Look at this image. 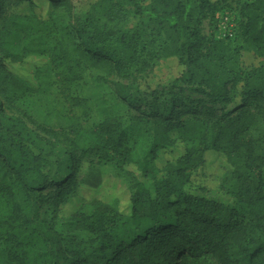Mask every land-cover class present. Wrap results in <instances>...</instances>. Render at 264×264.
<instances>
[{"label":"trees","instance_id":"trees-1","mask_svg":"<svg viewBox=\"0 0 264 264\" xmlns=\"http://www.w3.org/2000/svg\"><path fill=\"white\" fill-rule=\"evenodd\" d=\"M64 1L19 0L7 8L4 0H0V18L5 21L0 37L3 47L0 67L6 68L2 79L8 83L10 92H36L37 88L20 79L21 74L10 61H23L31 51L23 42H16L14 36L28 34L35 21L45 22L36 13L16 11L22 4H28L50 19ZM130 1L135 23L157 21L168 32L159 51L147 54L143 64L150 65L152 71L157 62L176 58L183 70L175 83L190 86L193 93L219 104L221 116L227 117L232 109L231 86L239 85L241 78L222 70L228 45L213 38L205 46L202 27L206 19H213L216 12L235 0H149L146 5ZM236 2L245 16L242 35L251 50L261 55L264 0ZM84 21L68 26L69 34L79 40V51L100 67H110L118 75L129 74L131 68L126 61L115 60L114 50L98 45L104 42L102 31L98 27L87 30ZM236 37L237 33L233 40ZM52 65L60 70L67 64L52 56ZM246 72L241 93L243 104L249 100L264 101V66L248 68ZM78 79L70 68L63 74L65 83ZM126 89L120 88L121 96L125 97ZM137 93L140 94L136 91L133 95ZM146 93L151 101L147 102L144 117L152 118L148 122L154 126V136L139 158H135L129 135L125 128H120L119 120L117 123L109 118L97 128L85 130L74 117L67 118L76 135L69 149L73 161L95 154L99 162L114 163L119 168L135 167V192L130 196L128 212L100 205L91 215L75 214L74 222L92 235L88 240L66 239L46 216L34 221L33 204L40 208L47 203L40 192L48 185V176L37 167H28L29 155L19 138L13 140L9 149H0V241L4 246L0 264H207L209 259L217 264H264V157L257 154L251 139L243 137L250 126L236 119L228 124L224 118H218L210 124L206 144L189 148L176 161L167 162L166 171H158V151L168 141L162 134L184 129L187 123L182 116L201 111L193 100L188 105L178 96L164 110L158 106L163 94L149 87ZM224 132H228L227 145L221 139ZM201 138L204 135L200 134ZM208 153L226 161L228 173L224 180L227 178L233 187L223 192L232 198L231 202L209 197L204 188L180 190L173 182V175L190 182L194 174L205 170ZM239 155L244 157V165L236 163ZM72 179L76 182L77 176ZM68 185L65 182L59 186L58 204L69 195ZM243 205L250 210L247 216L238 207Z\"/></svg>","mask_w":264,"mask_h":264},{"label":"rangeland","instance_id":"rangeland-1","mask_svg":"<svg viewBox=\"0 0 264 264\" xmlns=\"http://www.w3.org/2000/svg\"><path fill=\"white\" fill-rule=\"evenodd\" d=\"M18 1L4 0V3L10 8ZM138 1L146 5L149 0ZM236 1L226 4L213 19H206L202 27L205 46L213 38L228 45L222 70L241 78L239 85L231 86L232 109L227 117L221 116L223 110L219 104L193 93L190 86L175 83L183 70L176 58L157 62L152 71L150 65L143 64L147 54L159 51L168 32L157 21L135 23L130 0H65L50 19L38 14L33 6L22 4L16 12L28 10L45 22L35 21L30 33L14 36L16 42H23L31 51L23 61L10 62L21 74L20 79L37 90L33 94H22L19 90L10 92L8 83L2 79L6 68L0 67V149H9L13 140L19 138L29 155L28 167H37L48 176V185L40 192L47 203L40 208L33 204L34 221L46 216L66 239L88 240L92 235L74 222L76 213L91 215L100 205L128 212L130 196L135 192V167L119 168L114 163L99 162L95 154L80 158V151H77L80 161H73L69 149L71 139L76 135L67 118L74 117L85 130L95 129L109 118H114L117 123L119 120L120 128H125L129 135L135 158H139L152 144L154 136V126L148 122L152 118L144 117L147 102L151 101L146 93L147 87L156 88L163 94L158 101L161 109H168L169 101L178 96L188 105L189 100H193L201 111L182 116L187 123L184 129L162 134L168 141L162 138L166 147L158 151V171H166L167 162L176 161L189 148L206 144L211 132L210 124L218 118H224L228 124L235 119L248 124L249 131L243 137L251 139L257 154L264 157V101L249 100L244 105L241 95L247 69L264 66V51L261 55L255 54L242 35L241 25L245 16ZM226 16L236 27L235 40L228 37L222 27ZM81 21L86 23L87 30L98 27L102 31L104 42L98 45L114 50L115 60L126 61L131 68L129 74L118 75L110 67H100L90 56L79 51V40L69 34L68 26ZM4 24L5 21L0 18V37ZM2 48L0 45V51ZM52 56L67 65L60 70L55 69ZM69 68L80 79L65 83L63 74ZM116 84L120 87L117 88ZM173 85L177 86L171 88ZM123 87H127L125 97L119 92ZM136 91L140 94L134 96ZM199 99L202 100L196 101ZM208 108L213 110L205 112ZM164 114L167 112L164 111ZM227 133L224 132L221 138L223 145H227L229 140ZM200 134L204 138L199 139ZM207 158L206 169L194 174L190 182L173 175L175 186L183 191L204 188V194L209 197L231 202L232 198L223 192L233 187L227 178L224 180L228 173L226 161L213 153H208ZM244 161L240 155L236 159L239 166L244 165ZM74 176H77L76 182L72 179ZM65 182L69 184L70 192L65 201L58 204L57 191ZM238 207L245 216L249 215L248 206ZM3 249L0 241V252ZM207 264L217 263L209 259Z\"/></svg>","mask_w":264,"mask_h":264},{"label":"built area","instance_id":"built-area-1","mask_svg":"<svg viewBox=\"0 0 264 264\" xmlns=\"http://www.w3.org/2000/svg\"><path fill=\"white\" fill-rule=\"evenodd\" d=\"M223 26L225 28V31L228 35V37L233 38L235 36V32H236V27L234 26V24L232 23V21L230 20L229 16H226L222 22Z\"/></svg>","mask_w":264,"mask_h":264}]
</instances>
